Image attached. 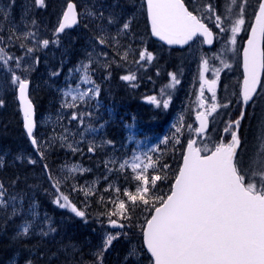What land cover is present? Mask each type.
<instances>
[{
	"label": "snow or ice",
	"instance_id": "6c2138e0",
	"mask_svg": "<svg viewBox=\"0 0 264 264\" xmlns=\"http://www.w3.org/2000/svg\"><path fill=\"white\" fill-rule=\"evenodd\" d=\"M33 2L37 8L47 6L46 0H33ZM255 3L256 8L251 13L254 19L249 21V0H225L222 9L209 0L198 9L193 6L194 11L199 14L190 11L183 0H146L151 34L168 45H189L200 37H203L201 43L212 44L214 33L205 23L206 20L214 23L215 28L228 37V43L232 45L236 44L237 34L244 31L246 25L250 28V33L243 51V83L240 91L235 94L239 114L235 119L224 122V135L212 148L208 147L207 143L198 146L195 139H188L182 153L183 163L174 180L170 182L166 195H157L156 190L159 182L168 180L165 171L168 165L148 152L143 153V159L140 155H133L131 160H124L119 163L118 169L108 166L116 165L118 163L116 159L104 163L107 172L115 171L123 175L126 181L129 175L125 170L130 169V179L134 185V191L129 187H125L122 191L119 187H115V199L111 201L113 209L105 213L108 223L114 228H124L127 225L121 221L130 224L133 213L137 210L146 212L150 217H145V224L140 227L142 245L129 248L124 257L125 264H143L145 260L147 264H264V129L258 137L257 151L247 159L243 154V139L240 135L247 106L255 102L257 95L264 96V80L261 79V70L264 69V50L260 48V39L264 38V0H255ZM11 7L12 5L8 4L0 9L3 20L10 21L8 9ZM119 7V4H99L98 7L85 5L82 11H78V5L74 0H65V6L53 31L56 40L39 39L35 31L27 30V25L22 32L13 25L7 36L0 35V75L4 77V90L10 85L11 89L18 93L23 127L32 146L38 152L39 142L34 136L33 104L27 95L30 82L25 75H22L32 70V64H25V60L31 58L36 47H47L50 43L58 44L59 34L77 25L81 17L101 22L96 24L98 34L93 37V50L88 53V63L81 62L70 69V73L80 74L79 82L75 89L69 85V90L63 92V95L70 96L71 100L70 102L66 100L61 107L77 109L72 112L70 120L79 121L82 125L86 114L79 111L78 104H87L89 99L100 92L99 86L95 85L91 76L93 66L103 67L108 71L109 76L113 64H116V67L123 66L114 60L107 50L113 48L119 53V48L124 47L122 38L126 39L132 30V18L126 17L122 10L117 11ZM35 23V20L31 21L33 26ZM84 26L88 27L87 24ZM29 43L32 46H28ZM12 45L18 46L23 54L16 56L6 51ZM224 51L226 52L227 49ZM129 54L125 50L119 56L120 61L127 62ZM101 57L105 59L101 61ZM145 58L151 62L153 55L142 49L139 51V61ZM219 58L225 68L230 67L222 55ZM139 61L134 62L139 64ZM17 70L22 74H18ZM207 71H209L208 61L202 58L199 66L201 93L197 100L199 109L204 110H198L196 113L198 127L193 129L191 124L186 125L197 136L207 135L209 117L217 112L218 107L228 108L231 104V101L223 105L216 103L215 77L219 76L220 69L212 70L213 79H205ZM52 75L57 76L59 73L53 72ZM168 75L172 81L171 86L180 83L175 73ZM120 79L132 82L136 79V75L135 73L122 75ZM81 84L91 87L80 91ZM205 86L212 94L213 102L208 106L205 105L203 94ZM148 100L156 105L161 103L156 97H148ZM162 104L165 109L169 107L167 99H164ZM3 105L4 101L0 99V107ZM87 115L91 116V113ZM231 115L229 113V116ZM180 120L182 121L183 117ZM174 127L175 133L172 139L175 143H180L178 136L185 125L179 123ZM91 131L96 129L93 128ZM77 134L83 138V132ZM61 140L66 143L67 136H62ZM168 141L169 138L165 137L161 143ZM106 143L111 144L112 141ZM68 147L74 152L79 151L72 144ZM98 147V145L89 146L88 152H95ZM151 151L155 152L157 149ZM39 154L41 159H44V154L42 152ZM16 159H21V156L18 155ZM27 163L35 164L37 161L28 158ZM43 171L48 173L50 181H54L52 187L59 191L61 179L51 174L46 163L43 165ZM76 171L89 170L66 165L63 180H68ZM104 179L110 181L108 175H105ZM16 183L17 180L12 181L13 185ZM94 183L81 188L80 191H84L85 196L91 195L94 191ZM113 188L114 184L109 182L105 191ZM122 197H127V201ZM17 199V196H10L6 186L0 182V211H3L9 219L21 216V210L15 203ZM9 202H12L10 212ZM99 202L104 203V198L101 197ZM53 203L59 208L70 209L76 217L87 223L86 213L72 204L67 195L61 193ZM31 214L33 219L22 217L21 223L17 225L16 239H24L34 234L36 214L34 211ZM55 231L56 229L49 225L47 230L41 228L40 232L35 234L44 237ZM121 235L127 238V233L104 234L101 244L93 253L95 257L93 264H104L105 253L110 249L113 241ZM25 264H34V261L28 258Z\"/></svg>",
	"mask_w": 264,
	"mask_h": 264
},
{
	"label": "trees",
	"instance_id": "16d2710c",
	"mask_svg": "<svg viewBox=\"0 0 264 264\" xmlns=\"http://www.w3.org/2000/svg\"><path fill=\"white\" fill-rule=\"evenodd\" d=\"M63 1L64 0H47L46 4L48 6V11H46L47 9L38 10L39 13H43V15L39 14V21L47 20L50 22L51 18H48V12L56 13L58 11V5L62 4ZM215 1L220 8L225 3V0ZM249 2L253 3V7H256L255 0H249ZM139 7L142 9H138L136 15L128 5H121L118 11L122 10L124 15L127 16L132 10L130 13V18L133 20L132 31L136 34L137 29V34L139 36L148 39L142 0H139ZM50 8H52V11H49ZM77 45L78 43L74 42V45L71 48L69 47L68 58L73 62V65L74 63L76 64L78 58L77 50H79V48H77ZM172 53L171 59L179 61L178 52ZM169 64V69H172V71L169 70L168 73H174V61L169 62ZM143 69V67H140V69H137V72ZM132 70L133 67H130L129 64H124L123 67H116V64H113L111 75L109 76L108 71L103 67L99 68L97 77L94 80L97 81L98 85L100 84L102 99L98 101L106 104V111L104 115L98 113L97 116H93L92 118L96 119L99 117V119H105V133L110 140L117 141L121 144L120 146L122 149L128 148L130 144L135 146L137 142H134V140L140 133L149 140L156 138L164 141L165 137L169 138L167 143H160V148H162L161 150L159 149L157 153V158H160L162 163L168 165V168L165 170L168 180L159 182V187L156 190L157 195H165L169 190L170 182L175 175L183 152V146L187 138L185 136L186 131L183 127L182 132L178 136L180 143H175L172 139L175 133V127L165 132V126L161 124L166 123L167 116L162 112H157L156 114L160 120L155 122L151 121L152 115L155 113L150 109L151 103L149 104L145 99L148 97H156L161 102L164 99H171L173 102L177 90H175L173 86L167 88L166 83H171V78L164 70L158 74L156 71H153V68L152 70L146 69L142 71L137 81V84L140 82L139 89H132L120 79L122 72H131ZM151 91L153 94L149 96L150 93L147 92ZM49 98L50 97L46 96L45 91L40 90L37 92V100L39 101L40 107L46 105V103L49 102ZM263 110H258L255 117H251L249 120L247 115L242 125L241 134L243 135L244 143L246 146L250 147V149L255 148L257 138L261 135L262 129H264ZM238 114L239 111L233 113L230 119H235ZM156 135L163 138H159ZM6 137L10 138L11 146H4L0 143V182L6 186L8 194L18 197V204H16V207L21 210V213L25 212L21 209L22 206H25V210L28 214L32 215L31 213L33 210L39 211L35 208L36 205L42 206L44 204L49 206L48 200L52 194L48 173L43 171V165L46 163L51 173H53L54 171H58V166L67 161L71 154L63 153L58 147L54 146L56 141H52L50 148L46 147L44 159L38 160L37 164L27 163L24 157L16 160L13 159L14 161L11 163H9V161L3 162L1 154H4L3 150L5 148H8L9 151L12 152H27L30 150V146L23 133L19 114L14 107L13 110L8 109V107L0 108V140ZM89 156L90 155H87L86 157L88 158ZM4 159L9 160L5 154ZM92 159V162H95L97 155L95 154V156H92ZM13 180H17L15 185L12 184ZM71 183L72 181H69L65 188V185L63 186V189L67 190ZM74 185L75 187L71 188L72 193L74 189L77 190L78 188L76 183H74ZM76 197L74 196L71 200L76 203V206L81 204L85 207L84 212L90 216L87 223L81 221V218L79 219V217H76L72 212L68 211L65 212L66 214L62 213L61 217H57V219L51 221V224L56 223V226L52 227L55 228L56 231L53 232V236L49 238L35 236L32 239H28V241L16 239L13 235L15 224L7 218L4 213H1L0 264H6L9 261H12L13 264H18L28 258L33 259L34 264H93L95 259L93 253L101 244L102 238L98 230H101L105 225L107 219L105 218L107 217L105 213L113 209L112 200L108 197V193H106L105 196L99 193H92L89 196H85L84 191H78ZM101 197L104 198V203L99 202ZM20 204L22 205L21 207H19ZM26 216L29 217L27 214ZM147 216L148 214L146 212L137 210L133 213L130 224L124 221L128 225V228L125 227L123 232L127 233V238L121 235L122 238L120 236L113 241L112 246L104 255V264H118L123 261L122 258L127 244L133 243L134 245H141V222H143ZM40 218L41 215L36 214L35 219ZM37 225H39V221ZM24 241L26 244H24ZM143 264H147V260L143 261Z\"/></svg>",
	"mask_w": 264,
	"mask_h": 264
},
{
	"label": "rangeland",
	"instance_id": "374dc122",
	"mask_svg": "<svg viewBox=\"0 0 264 264\" xmlns=\"http://www.w3.org/2000/svg\"><path fill=\"white\" fill-rule=\"evenodd\" d=\"M93 1H97V0H91V2H93ZM116 1H118V0H110V2H116ZM23 3H24V7L21 8V16L18 17V20L21 21L24 24V26H20V24H17V27H16L21 32L23 31V27H25V25L30 22V16L28 17V13L30 11H33V9L35 7L33 0H23ZM81 3H82V6H83V9H84V6L85 5L90 6L89 1H87V0L81 1ZM106 5H108V4H106ZM5 6L6 5L4 4V2L2 0V2H0V9H3ZM19 10H20V8H19V4H18L16 6V12H18ZM49 11H52V8H50ZM12 12H13L12 11V8H9L8 9V13H9L10 21L3 20L2 15H0V29H3L4 28V22L5 21H8L10 24H14L15 17H14V15H13ZM49 14L52 15L53 13L49 12ZM92 22H95L96 23V21H93V20L87 18V23L91 26V28H87L86 31L87 32L88 31H91V33H92V35H89L88 34V36H95V35L98 34V31L96 29V26H93L92 25ZM37 33L43 34L41 32H37ZM3 34L5 36V31L4 30H3ZM80 36L84 37V33L80 32V35L77 36V37L74 36V38L77 39V41H80L82 43V39H81ZM45 37H47V35ZM52 37H53V40H56L57 39V38H55V36L53 34H52ZM47 38H49V37H47ZM65 38L68 40V37L67 36ZM127 38H131V37L128 36ZM42 39H45V38H42ZM131 39L133 41V38H131ZM62 43H65V41L62 40V39H59V43L58 44L57 43H50L48 47L49 48H52L53 47V49L55 50V48L59 47ZM134 44H136V43L134 42ZM121 48L122 47H120L119 49H121ZM84 49L86 51H88V52H91L93 50V47L90 48V46L84 45ZM222 49L223 50L224 49H227L226 52L224 51V55H226V56H234L236 54V51H237V46L236 45H232V44L230 45V43H228V44H226L225 47L222 46ZM97 50H98V48H97ZM125 50H127L129 53H131V52L134 51L133 48L130 49L128 47L126 49H124L123 51H125ZM199 52H200V56L204 57V59H206L208 61V65L213 66V67L209 68L210 69V73H208V77H205V79H213L214 77L212 76L211 69L213 70V69L219 68L220 69L219 76L218 77H215L217 79V83L219 84V78H220V76H223L224 73L226 72L223 69L224 66L221 63L220 58H219V56H220L219 48L217 47V49L212 50V51H208L207 49H205V51H203L201 49ZM193 54H194L193 51L190 52V53H188L187 54V58H191V55H193ZM195 54L197 56V53L196 52H195ZM226 60L228 61V58H226ZM227 61H225V62L227 63ZM31 62H33V60ZM28 63H30V62L26 59L25 60V64H28ZM192 65H191V67L193 68L192 69L193 70L192 78H193V80L195 82H199V77H197L198 71H199V68H197V63H195L193 66ZM48 66H50V65H48ZM191 67H190V69H191ZM188 68L189 67H186V70ZM228 69H229V72L228 73L226 72V74L224 75L225 76V78H224V84H222L221 88H223L224 86L230 84L231 82H234V83L237 84V87H238V91L235 92V94H236V93L239 92V85H240V81L242 79V77H240L241 76V73H240L239 69H238L237 72L234 71L235 70V65L234 64L231 65ZM230 71H232V72H230ZM236 78H238V79H236ZM218 84L216 85L215 91H217ZM200 92H201V88H200ZM207 93L210 94V95H212L211 92L208 91L207 86H205L204 89H203V94L205 95ZM226 96L228 97L227 88H224L223 91H222V95L220 96V98H217L216 99V103H218L220 105L229 103L231 100L233 101L230 104L231 106H229L228 108L218 107L217 111L219 110L218 111L219 113H217L216 117H214V118H216L214 120V123H215L214 126H216V128H217V129H214V130H216V132H220V135H221L220 136V140H221V137L224 135V133L221 134V132H222L224 126H225V123H224L225 121L224 120L230 118L229 113H231L233 111H234L233 113H237V111H239V108L237 106L236 95L230 101H229V97L228 98H224ZM208 99H209V102H210V103L208 102V105H210L213 101L209 97H208ZM257 103L258 102H255L250 108L252 110H254L256 108V104ZM250 108H246V115H245L244 120L246 119L247 114H248V111H249ZM71 114L72 113L64 112L63 111V112H56L55 115H54V118H55V121L56 122H58V123L59 122H62V124L64 123L63 129H62V136H67V142H66V144L67 145L72 144L73 146H75L77 144V145L80 146L81 144L78 143V142H79L80 139H82V137H81V135H78L77 134L79 132H83L84 133L83 140L84 141L87 140L89 145L97 144L98 143V138H96V137L93 136V133L95 131H91V129H93V128L97 129V128L90 121L84 120V122H83L82 125L79 123V121H71L70 120ZM50 117H52V115H49L48 114L47 117H46V119L41 118L40 123L42 125H44V122L50 123L49 122ZM221 118H222V122H221ZM242 125H243V122H242ZM261 129H262V127H261ZM53 130H54V128L52 127L51 131L53 132ZM214 134H215L214 131H212L211 135H208V137L206 138V143L208 144V147H211L212 144H214V143L216 144L217 143V141L215 140ZM49 138H50V136H48L46 139H49ZM46 139L44 141L47 143L48 140H46ZM0 143L3 144L4 146H7V145L8 146H11V144H10V138L9 137H6L4 139H1L0 140ZM100 143H101V141H100ZM102 145H103V142H102ZM111 150H112V148H109L108 149V151H111ZM256 151H257V148H254V149L251 150L252 154L255 153ZM3 153L5 154L6 157L9 158V160H6V159H4V154H1V158H2L3 162L9 161V163H11L12 161H14L13 159L16 160V157L19 155V152L9 151L8 148H5L3 150ZM106 159L108 161L110 159H113V157L111 155H108V157H106ZM114 169H117V167L115 165H114ZM126 170L128 171V169H126ZM117 177H119V175ZM14 227H16V226L14 225ZM23 240H26V238H24Z\"/></svg>",
	"mask_w": 264,
	"mask_h": 264
},
{
	"label": "water",
	"instance_id": "95a60500",
	"mask_svg": "<svg viewBox=\"0 0 264 264\" xmlns=\"http://www.w3.org/2000/svg\"><path fill=\"white\" fill-rule=\"evenodd\" d=\"M74 27V26H73ZM72 28V27H71ZM71 28H68V29H71ZM248 40V39H247ZM262 41H263V38L260 39V48L262 50ZM247 46V41L245 42V47ZM244 51V50H243ZM242 66H243V53H242ZM243 72H244V69H243ZM262 72H263V69L261 70V76H262Z\"/></svg>",
	"mask_w": 264,
	"mask_h": 264
}]
</instances>
